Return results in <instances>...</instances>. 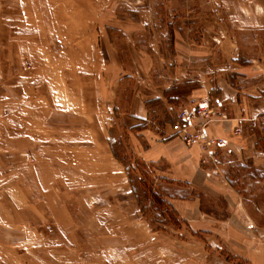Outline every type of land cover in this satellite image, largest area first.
<instances>
[{
    "label": "rangeland",
    "instance_id": "rangeland-1",
    "mask_svg": "<svg viewBox=\"0 0 264 264\" xmlns=\"http://www.w3.org/2000/svg\"><path fill=\"white\" fill-rule=\"evenodd\" d=\"M132 1L0 0V264H264V229L256 226L264 223L256 210L264 207V187L246 189L242 177L257 170L228 153L213 161L202 152L214 192L220 180L236 187L233 204L170 179L167 163L141 156L150 138L166 139L168 130L176 136L166 122L191 99L171 110L150 104L145 122L130 117L127 38L103 24L114 14L136 20L143 5ZM156 8L158 31L194 17L186 26L196 38L202 20L213 17L204 24L224 39L222 55L244 67L256 61L264 73V0H169ZM99 39L106 49L117 46L124 67L106 65ZM236 75H229L234 86L250 83H235ZM248 125L264 139V115ZM130 177L177 206L180 223L150 193L140 206ZM193 196L202 213L184 205Z\"/></svg>",
    "mask_w": 264,
    "mask_h": 264
},
{
    "label": "crops",
    "instance_id": "crops-1",
    "mask_svg": "<svg viewBox=\"0 0 264 264\" xmlns=\"http://www.w3.org/2000/svg\"><path fill=\"white\" fill-rule=\"evenodd\" d=\"M160 1L167 3L169 0H133L132 3L143 5L136 20L130 17L119 20L114 14L103 24L104 28L114 27L118 34L127 38L125 40L128 53L127 62L129 61L133 67L134 74L131 76L135 79V87L128 108L130 117L139 122H145L150 116V104H162L163 106L165 104L166 106L167 103L166 110H171L172 105L168 103L165 92L176 84L195 81L196 86L188 95L190 99L211 100L214 96L218 97L224 101L225 112L229 117L227 121L211 125L210 136L226 140L232 151L231 155L239 163L246 162L250 168L260 173V175L256 172L253 174L252 170L251 173L244 172L246 174L242 177L247 180L246 189H254L258 185L263 188L264 152L257 146L258 131L252 130L248 123L251 125L259 116L264 115V73L256 71L257 67L254 64L256 61H252L250 67H244L237 61L231 62L228 55L226 57L222 55L220 46L225 44L224 39L219 36L216 27L210 28L204 24L211 21L213 17L202 20L198 38L193 36L192 26H186V22L189 23L188 21L194 17L187 18V21L182 20L179 29H172L170 24L172 20H169V26L158 31L157 25L161 18L156 11V3ZM217 24L221 25L219 21ZM143 36L145 39H142ZM100 46L104 62L108 67L111 66L114 70L124 67L120 52L114 43H111L110 50L101 43ZM262 61L261 59L259 63H263ZM233 73L237 74L235 83L238 84V81L245 79L250 83L243 88L234 86L229 77ZM122 78L119 76L117 79L116 102L113 104L115 110L120 103ZM259 78L261 80L257 81ZM214 91L215 93L212 94ZM166 126L171 127V123L166 122ZM166 135L170 137L160 141L150 138V143L140 152L144 161L165 162L168 165L167 171L170 179L191 183L205 194L208 192L220 194L227 201L232 199L231 202L235 204L237 199L234 195L238 197L239 194L236 187L229 182L228 184L225 179L221 181V178H218L220 180L217 186L218 192H214L217 188L212 184L214 181L211 182L208 178L210 168L203 163L201 147L199 145L185 146L176 136H171L169 130ZM220 157L221 154L217 158L220 159ZM227 193L231 198L225 196ZM182 201L184 205H192L193 209L196 207L198 212L202 213L200 197L193 196L189 201ZM175 208L180 212L177 206ZM187 208L188 206L182 208L183 215L187 217H184V220H190V212ZM256 210L262 212L264 207L259 205ZM248 218L254 226L253 219ZM256 226L264 229V223H256Z\"/></svg>",
    "mask_w": 264,
    "mask_h": 264
},
{
    "label": "built area",
    "instance_id": "built-area-1",
    "mask_svg": "<svg viewBox=\"0 0 264 264\" xmlns=\"http://www.w3.org/2000/svg\"><path fill=\"white\" fill-rule=\"evenodd\" d=\"M177 118L178 121L172 126L174 135L188 147L201 145L206 160L215 161L219 154H231L232 151L226 140L213 138L209 133L211 125L229 119L222 99L190 100L180 108Z\"/></svg>",
    "mask_w": 264,
    "mask_h": 264
},
{
    "label": "trees",
    "instance_id": "trees-1",
    "mask_svg": "<svg viewBox=\"0 0 264 264\" xmlns=\"http://www.w3.org/2000/svg\"><path fill=\"white\" fill-rule=\"evenodd\" d=\"M104 52V51H103ZM187 85V83L184 84H176L174 85L171 89L167 90L165 92V96L168 100V103L172 106L175 105H180L181 104V99L185 98L186 96H188L191 91L194 89L193 87L190 88L189 90L185 88V86ZM195 87V86H194ZM174 91V93H173ZM149 104V102L147 103ZM178 121V118L176 117L175 119H168L167 122L171 123L172 125L176 124V122ZM146 129V128H143ZM259 135V134H257ZM264 142V139H259L258 136V143L257 146L258 148L260 147L261 143ZM112 148V146H111ZM260 150H262L264 152V146L263 148H260ZM112 152L115 155V157L120 160V158L115 154V152L113 151L112 148ZM122 162V160H120ZM140 163V162H138ZM130 182H131V186H132V190L134 192V195L136 197V199L138 200L140 206L142 205V198L147 199V195L150 193L152 198H154L155 200L159 201L161 204H165L168 206L169 210L165 211V213L167 214V216H169V219H171L174 224H179V217H178V212L175 209V207L173 206V204L171 202H167L165 200H163V198L161 197V195H159L156 191L154 190H140L138 188V184H142V185H146L144 180H142L141 178L135 177V178H131L130 177Z\"/></svg>",
    "mask_w": 264,
    "mask_h": 264
}]
</instances>
